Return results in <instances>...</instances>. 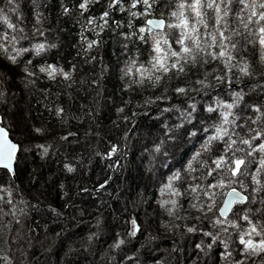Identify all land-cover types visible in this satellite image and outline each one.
<instances>
[{
  "label": "trees",
  "instance_id": "obj_1",
  "mask_svg": "<svg viewBox=\"0 0 264 264\" xmlns=\"http://www.w3.org/2000/svg\"><path fill=\"white\" fill-rule=\"evenodd\" d=\"M16 3L19 12L13 13L7 7V0H0V14L7 15L17 27L26 26L24 35L33 42L47 38L57 45L42 57L26 56L25 61L54 63L61 67L74 65L75 72L74 81L37 77L28 85L23 64L13 66V71L8 73L7 62L0 63V73H8L0 79V89L5 93L0 97V115L6 119L3 125L12 140L23 141V147L28 149L23 152L14 180L10 176L3 177L0 172L3 178L0 186L13 189L12 202L16 203L13 211L17 213L15 216L8 214L10 206L0 203V264H128L125 254L134 255V264H214V261L223 264L226 249L218 241H210L213 248L207 250L204 260V256H199L205 254L204 249L197 247L204 239L202 232L216 231L207 219L211 213L206 212V205L197 212L187 202L190 197H182L180 207L184 211H176L180 219L169 216L158 207L159 192L153 180L161 174L166 175L168 169L157 166L151 175L144 170L145 148L159 138L165 119L171 123L179 115L174 111L165 113L157 122L152 118L157 105L163 108L179 101H157L155 96L159 90L147 85L134 91L123 87L125 81L120 78V69L124 62L130 58L146 61L149 55L144 42L125 39L130 30L129 21L133 29L147 27L145 17H130L126 4L124 10L113 6L106 18L107 25L102 31L96 29L99 31L98 46L85 55L81 32L89 40L97 39L87 19L91 17L102 24L99 17L106 9L107 0H91L83 12L78 0H16ZM168 3L169 0H159L160 6L154 7L147 19L160 17L162 11L166 14ZM61 4L71 12L63 13ZM33 9L44 17L43 23L37 25L44 31V37L32 31ZM135 10L143 12L142 7ZM17 16L23 17L19 23ZM5 32L12 34L0 22V36ZM19 43L29 47L24 40ZM241 46L247 49L242 55L251 62L253 46L243 43ZM0 61H3L2 56ZM105 66L107 71H104ZM216 67L213 63L206 70L211 72ZM189 76L192 82L197 78L191 72ZM178 82L173 76L171 85ZM229 87L243 92L248 104H264V67L257 65L251 77L241 80L233 77L231 86H217L213 95L226 96ZM190 94L199 100L196 93ZM168 95L174 94L169 90ZM145 99L153 100L149 118L143 115L147 110L143 105ZM125 102L126 110L120 115L116 109L125 107ZM137 104L139 108L135 107ZM56 106L63 108V119L56 116ZM124 116L129 119L125 120ZM35 127L43 128L44 132L25 139ZM126 132L130 135L125 136ZM118 142L120 151L112 157L97 155ZM37 144L49 147L46 156H41L35 147ZM189 149L195 150L192 145L182 146L167 162L179 168L180 161L190 155ZM67 161L74 165L73 173L64 170L63 164ZM105 180L108 183L105 184ZM14 183L21 187L31 203H20L23 199ZM60 185L64 186L62 191ZM227 191L224 188L217 193L218 203L221 204ZM261 198L264 193L256 197L250 213L257 218L256 209L261 207ZM32 203L35 207H31ZM17 204L21 206L19 211ZM128 217L139 220L141 231L121 249H112L113 237L122 233ZM192 225L197 231L188 233L186 228ZM221 236L228 240L233 259H242L243 264H261L258 256H241L239 241L233 242L224 233Z\"/></svg>",
  "mask_w": 264,
  "mask_h": 264
},
{
  "label": "snow or ice",
  "instance_id": "obj_2",
  "mask_svg": "<svg viewBox=\"0 0 264 264\" xmlns=\"http://www.w3.org/2000/svg\"><path fill=\"white\" fill-rule=\"evenodd\" d=\"M90 2L78 0L79 9L83 12ZM125 4L130 17L144 16V24L155 25L162 31L154 33L151 27L145 26L133 29L129 21L130 30L125 39L144 42L149 55L146 61L130 58L124 62L120 69V78L125 81L124 89L134 91L147 85L159 90L155 96L157 101H179L163 108L156 106L152 118L157 122L165 113L174 111L179 115L171 123L165 119L159 138L153 139L145 148V172L151 175L157 166L168 169L166 175L153 178L159 192L158 207L169 216L180 219L176 211H184L180 207L182 197H190L187 202L197 212L201 211L202 205H206V212L211 213L207 219L216 231H203L204 239L197 247L204 249L207 255V250L213 248L210 241H218L226 249L223 264H243L242 259L232 258L228 240L221 236L224 233L233 242L239 241L241 256H258L261 264H264V198L259 201L261 207L256 209L259 218L250 215L256 197L264 193V104H248L245 94L231 87L227 89L226 96L213 95L217 86H231L233 77L236 80L251 77L257 65L264 67V0H174V6L173 0H169L165 5L166 14L162 11L160 18L155 20L147 19V16L152 15L154 7L160 6L159 0H107L106 9L99 17L102 24H97L94 18L87 19L97 39L89 40L81 32L83 44L86 45L82 48L85 55L98 46L99 31L96 29L102 31L107 25L109 10L113 6L124 10ZM7 7L10 12H19L16 0H7ZM60 7L65 14L71 12L64 4ZM139 7L143 8V12L135 10ZM33 13L35 22L32 31L36 36L44 37V31L37 27L43 23L44 17L35 9ZM22 19V16H17V23ZM0 22L12 33L5 32L0 36V56L3 57L0 63L7 62L10 66L8 73L13 71V66L23 64L22 71L28 85L33 84L37 77L50 81H74V65L61 67L54 63L37 64L24 59L26 56L42 57L49 49L56 48V44L48 42L47 38L33 42L24 35L26 26L17 27L5 14H0ZM21 40L26 41L29 47L20 44ZM242 43L253 46L251 62L242 55L247 50L241 46ZM124 47L127 49V44ZM213 63L218 67L207 71V67ZM104 71H107L106 66ZM190 72L197 76L194 82L189 76ZM8 73H0V79ZM173 76L179 81L175 86L171 85ZM169 90L174 94L172 97L168 95ZM190 93H196L199 100ZM4 94V90L0 89V97ZM126 104L125 107H117L116 112L123 115ZM143 105L147 109L143 115L149 118L153 100L145 99ZM135 107L139 108L140 104ZM54 111L57 117L63 119L62 107L56 106ZM124 119L129 118L124 116ZM43 132V128L35 127L25 139ZM184 145H192L195 150L189 149L190 155L180 161L179 168L168 163ZM35 147L42 157L49 152L45 144ZM120 147L119 142L113 143L105 153L97 155L112 157L120 151ZM27 150L23 147V141L10 138L7 128L0 122V172H3V177L12 176L15 179L23 152ZM63 168L67 173L75 170L71 161L65 162ZM104 183H108V180ZM0 185H3V178H0ZM63 187L60 185L61 191ZM224 188L231 192V198L220 204L217 193ZM12 201L13 189L0 186V203L9 205L8 214L15 216L17 213L13 210L16 206ZM140 231L137 218H126L122 233L113 237L111 248L121 249ZM186 231L193 233L197 228L195 225L188 226ZM124 259L128 264H134V255L125 254Z\"/></svg>",
  "mask_w": 264,
  "mask_h": 264
},
{
  "label": "rangeland",
  "instance_id": "obj_3",
  "mask_svg": "<svg viewBox=\"0 0 264 264\" xmlns=\"http://www.w3.org/2000/svg\"><path fill=\"white\" fill-rule=\"evenodd\" d=\"M0 117H1V122L3 123L4 121L6 122V119H3L2 118V116L0 115ZM15 140V139H14ZM13 140V141H14ZM14 186L17 188V191H18V195L19 196H21V199H23V201H25L27 204L28 203H31V202H28L29 200V198L28 197H26L25 195H23V192H22V189H21V187H19L17 184H15L14 183ZM16 204V203H15ZM33 204V203H32ZM34 205V204H33ZM7 206V205H6ZM9 206V205H8ZM21 209V206L19 205V204H17V211H19ZM15 210V209H14ZM201 242V241H200ZM203 252H205V250H202ZM203 254V255H202ZM199 256H204L203 257V260L205 259V257H207L206 256V254H204V253H201Z\"/></svg>",
  "mask_w": 264,
  "mask_h": 264
},
{
  "label": "water",
  "instance_id": "obj_4",
  "mask_svg": "<svg viewBox=\"0 0 264 264\" xmlns=\"http://www.w3.org/2000/svg\"><path fill=\"white\" fill-rule=\"evenodd\" d=\"M149 19L155 20V19H159V18L151 17ZM147 27H151L153 31H162V29L157 28L155 25H147ZM0 122H1V117H0ZM10 177L12 178V176H10ZM12 180H13V178H12ZM230 198H231V192L228 190L224 194L221 204H223L224 202L228 201ZM218 215H219V212H218ZM220 218L223 219V217H220Z\"/></svg>",
  "mask_w": 264,
  "mask_h": 264
},
{
  "label": "bare ground",
  "instance_id": "obj_5",
  "mask_svg": "<svg viewBox=\"0 0 264 264\" xmlns=\"http://www.w3.org/2000/svg\"><path fill=\"white\" fill-rule=\"evenodd\" d=\"M151 18V17H150ZM156 18H160V17H156ZM149 19V18H148ZM25 209V208H24Z\"/></svg>",
  "mask_w": 264,
  "mask_h": 264
}]
</instances>
